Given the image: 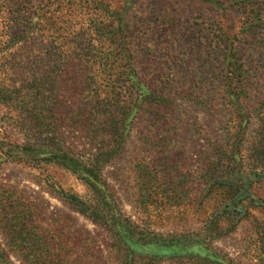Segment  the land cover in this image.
Instances as JSON below:
<instances>
[{"label":"rangeland","instance_id":"1","mask_svg":"<svg viewBox=\"0 0 264 264\" xmlns=\"http://www.w3.org/2000/svg\"><path fill=\"white\" fill-rule=\"evenodd\" d=\"M95 1L90 14L109 11L111 23L138 38L148 57L141 75L154 72L156 84L183 76L198 103L181 102L193 116L174 113L164 131L129 136L100 172L104 220L89 218L62 196L94 205L90 184L60 160L47 161L45 145L91 164L115 137L74 113L72 89L88 75L61 60L56 42L40 52L51 62L31 59L33 72L16 70L22 60L8 58L2 25L11 0H0V85L15 80L47 89L51 103L62 100L51 107L56 126L43 135L17 130L0 100V202L14 190L28 230L10 239L0 222L7 264H30L39 243L56 254L51 264H264V0H97L104 3L97 8ZM129 63L110 58L111 75L100 83L130 85L121 76ZM5 243H34L37 251Z\"/></svg>","mask_w":264,"mask_h":264},{"label":"trees","instance_id":"2","mask_svg":"<svg viewBox=\"0 0 264 264\" xmlns=\"http://www.w3.org/2000/svg\"><path fill=\"white\" fill-rule=\"evenodd\" d=\"M59 1L54 0L58 5L52 9L54 5L52 0H17V2L11 0L9 13L2 23L3 33L8 36L7 49L10 61L22 60L16 69L18 71L33 72V64L29 61L31 59H35L36 65L43 62L46 65L51 62L49 57L44 61L45 57L40 52L46 50V47L53 48L56 42L61 50L59 52L61 60L66 59V56L71 58L73 71L88 75L84 83L76 81L74 84L71 108L75 114H87L93 122L99 123L108 133L114 135L115 139L109 141L106 153H102L96 163H84V165L73 152L50 145H45L46 149L50 150L49 159L46 160H60V165L68 169L73 168L90 184L97 201L94 205L82 202L74 195L62 197L89 218L102 221L104 218L100 213L98 199L102 196L99 179L102 167L121 151L131 134L138 133L141 139L142 135L161 132L162 129L164 131L167 124L165 120L174 116V113L193 116L181 105V102L197 104L198 89L195 86H187L183 76H168L164 79L165 83L156 84L151 82L158 77L154 72L141 75L139 68L143 59L148 57L145 52L142 54V51H139L138 38L129 29L111 23L108 20L111 16L109 11L101 14L100 18L90 14L92 11H97L92 9L94 0ZM95 4H97L95 8L104 5L97 0ZM68 53L70 56L67 55ZM116 57L125 58L130 62L121 74L130 82L128 86L119 87L100 83L102 78L111 75L109 59ZM178 78L182 81L176 82ZM29 79L31 77L27 80ZM10 82L9 85L5 83L0 85V100L8 107L9 118L17 130L27 133L30 129L36 131V134L43 135L56 126V118L51 107L57 109L58 103L62 100L51 103L50 92L48 93L47 89L39 86L31 89L18 87L19 85L16 87L15 80ZM31 95H36L38 98L30 99ZM0 155L4 156L3 153ZM18 162L21 163L19 160ZM10 194V198L0 202V218H3L1 214H10L13 217L11 220H0V222L4 224L3 235L19 240L22 234L28 231L25 228L27 224L23 221L26 217V209L20 206L19 201L13 203L15 202L13 197H16L14 190L11 189ZM5 244L14 247L18 252L24 249L29 253L38 250V254L32 258L30 264H51L52 258L56 256L54 252L47 251V243H39L37 250L34 243ZM1 251L0 248V264H7Z\"/></svg>","mask_w":264,"mask_h":264}]
</instances>
